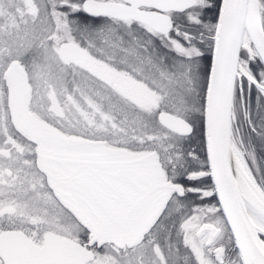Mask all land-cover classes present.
<instances>
[{"label":"snow or ice","instance_id":"snow-or-ice-1","mask_svg":"<svg viewBox=\"0 0 264 264\" xmlns=\"http://www.w3.org/2000/svg\"><path fill=\"white\" fill-rule=\"evenodd\" d=\"M0 264H264V0H0Z\"/></svg>","mask_w":264,"mask_h":264}]
</instances>
